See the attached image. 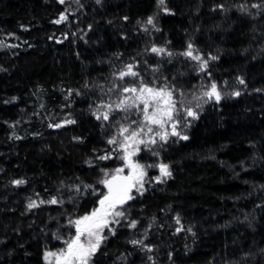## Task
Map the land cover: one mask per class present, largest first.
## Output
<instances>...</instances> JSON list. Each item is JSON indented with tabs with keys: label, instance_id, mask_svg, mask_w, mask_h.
I'll use <instances>...</instances> for the list:
<instances>
[{
	"label": "trees",
	"instance_id": "1",
	"mask_svg": "<svg viewBox=\"0 0 264 264\" xmlns=\"http://www.w3.org/2000/svg\"><path fill=\"white\" fill-rule=\"evenodd\" d=\"M142 84L172 92L163 128L116 108ZM121 126L143 187L90 264H264V0H0V264L66 247L99 171L127 172Z\"/></svg>",
	"mask_w": 264,
	"mask_h": 264
},
{
	"label": "snow or ice",
	"instance_id": "2",
	"mask_svg": "<svg viewBox=\"0 0 264 264\" xmlns=\"http://www.w3.org/2000/svg\"><path fill=\"white\" fill-rule=\"evenodd\" d=\"M63 3V0H61ZM100 0H97L99 3ZM164 0H160L163 4ZM61 19L65 17L61 16ZM60 21H57L59 23ZM148 24H153V18L149 17L147 20ZM153 52H161L163 49L153 48ZM185 55L192 56L191 45H189V51L184 53ZM195 60H200L199 56L192 57ZM207 63L204 62L202 68L206 67ZM126 75L137 76L138 74L131 71V66H129L128 72H121L120 78L122 79ZM240 83H244L243 80ZM124 92L137 93L139 95L133 100L132 103H128L129 98H125L116 105V108L121 111H129L131 108H138L140 113L143 115L144 121L148 124L158 125L161 128L164 127L166 120H173V112L175 111V101L172 99V92L165 88H151L146 85H141L139 89L136 87L124 88ZM237 92L235 95H239ZM204 96L209 99L215 98L217 102L221 99L220 93L217 91L216 84L211 85V90L204 93ZM139 101V104L136 101ZM143 105L140 108V105ZM111 107V106H109ZM152 109L149 111V109ZM187 116L196 118V113L191 109L187 110ZM101 116H97L100 119ZM102 118L104 120L109 119L108 113H103ZM69 123H74V121H69ZM135 124L136 121H132ZM59 127V125H57ZM172 135H179L175 131L176 124H173ZM143 131V126H140V131L132 129L130 131V126H121L120 135L124 137L123 142L119 144V147L124 151V155L120 157L125 162V166L131 169V173L128 176H122L121 173L124 171L123 168H117L111 174L110 178H102L98 181L99 184L104 185L107 188V194H102L99 199V207L94 208L89 214H86L76 220H70L69 224L75 227V234L68 240L65 241L66 247L61 249L58 253L46 252L45 259L48 257H55L56 264H90L91 257L99 249L102 241L106 239L102 235L103 229L109 226V217H122L124 215L123 211L118 210L120 206L125 204L127 201L134 199L131 195L132 189L136 188L137 191L143 187V176L144 170L143 166L134 163L131 159L135 152L139 149L136 145L144 144L143 139H138L140 132ZM151 132V127L148 128ZM124 133H129L124 135ZM159 135V134H158ZM167 133L160 135L161 140H166ZM181 139H187L186 136H181ZM109 144H117L115 137L108 140ZM151 143H155L152 140ZM129 148H133V151H129ZM155 154V153H154ZM110 155L101 156L100 159H110ZM161 176H171L168 165H159ZM104 176L108 177L109 173L104 172ZM159 179V178H158ZM15 184H23V180L14 181ZM139 185V187H137ZM78 190V189H77ZM142 194V193H141ZM57 201L53 199L51 203H56ZM35 203H30L29 208L35 207ZM132 227H135V222L132 223ZM59 239V237H57ZM133 244L139 243L138 241H132ZM151 249H149L150 251Z\"/></svg>",
	"mask_w": 264,
	"mask_h": 264
},
{
	"label": "rangeland",
	"instance_id": "3",
	"mask_svg": "<svg viewBox=\"0 0 264 264\" xmlns=\"http://www.w3.org/2000/svg\"><path fill=\"white\" fill-rule=\"evenodd\" d=\"M131 159H132V161L134 162V163H137V164H139L138 163V161L137 160H135L134 158H133V156L131 157ZM140 165V164H139ZM142 166V165H141ZM127 168V167H126ZM128 169V168H127ZM115 171V168H109L108 170H100L99 171V175L97 176V179L95 180V184H96V187H97V194L99 193L100 195H102V194H107V188L104 186V185H102V184H99L98 183V181L100 180V179H102V178H110V176H111V174L113 173ZM104 172H107V173H109V176L108 177H105L104 176ZM125 174V173H124ZM123 173H121V175H124ZM134 189L135 188H133V190H132V192L134 191ZM131 192V195L133 196V193ZM133 200V199H132ZM132 200H129V201H127L125 204H123L122 206H120L119 207V209L118 210H120V211H123V213H124V215L122 216V217H130L129 215H130V213H131V211H132ZM116 218H121V217H109V221H110V223H109V226L111 225V221H113V220H115ZM109 226L107 227V228H109ZM107 228H104L103 229V232H102V235L104 236V234H105V230L107 229ZM111 230L113 231L114 229L113 228H111ZM61 249H59V250H56V251H53L52 253H58L59 251H60ZM45 262H46V264H56V259H55V257H48L47 258V260L45 259Z\"/></svg>",
	"mask_w": 264,
	"mask_h": 264
},
{
	"label": "flooded vegetation",
	"instance_id": "4",
	"mask_svg": "<svg viewBox=\"0 0 264 264\" xmlns=\"http://www.w3.org/2000/svg\"><path fill=\"white\" fill-rule=\"evenodd\" d=\"M130 173H131V169L128 168L127 172L125 174L123 173L124 175H122V176H128ZM144 173H145V171H144ZM144 176H145V174H144ZM144 176H143V178H144Z\"/></svg>",
	"mask_w": 264,
	"mask_h": 264
}]
</instances>
